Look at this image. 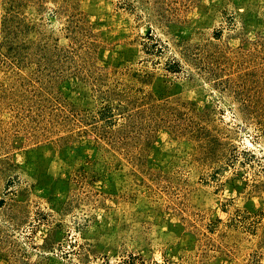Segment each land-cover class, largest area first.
Listing matches in <instances>:
<instances>
[{
	"label": "rangeland",
	"instance_id": "1",
	"mask_svg": "<svg viewBox=\"0 0 264 264\" xmlns=\"http://www.w3.org/2000/svg\"><path fill=\"white\" fill-rule=\"evenodd\" d=\"M0 264H264V0H0Z\"/></svg>",
	"mask_w": 264,
	"mask_h": 264
}]
</instances>
